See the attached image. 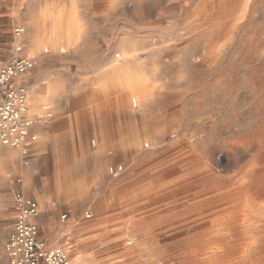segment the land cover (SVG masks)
Instances as JSON below:
<instances>
[{"label": "rangeland", "instance_id": "obj_1", "mask_svg": "<svg viewBox=\"0 0 264 264\" xmlns=\"http://www.w3.org/2000/svg\"><path fill=\"white\" fill-rule=\"evenodd\" d=\"M110 1L112 4L104 7L107 0H0V69L16 56L33 59L34 68L22 79L28 86V94L57 79L66 98L60 100L66 106L64 111L48 106L43 117L36 113L27 115L37 121L34 128L43 121L48 127L45 130L48 134L39 135L34 143L28 142L30 148L27 143L24 148L0 147V198L7 201L6 214L0 216V264H7L5 244L16 215L14 194L21 190L15 184L19 175L15 171L19 170L30 173L29 178L23 176V192L27 196L28 190L39 192L36 198L39 212L52 209L57 223L74 225L71 233L55 224L50 231L42 230V237L39 236L44 243L54 240V248L63 249L71 264L75 253L85 256L86 264H189L192 256L201 261L222 257L235 249L242 233L226 232L213 227V222L220 216L232 215V209L212 215L208 225L187 232V228L204 221L202 218L208 214L209 206L199 202L186 205L188 198L183 197L199 196L205 188L224 186L231 179L246 182L243 195L249 201V226L245 232L258 236L249 260L251 264H264V71L259 69L264 55L243 53L248 42L255 49L264 47V0ZM48 3L68 9L77 7L84 44L81 56L75 57L72 51H36L29 21ZM192 27L196 30L191 33ZM18 28L23 29L20 36L15 34ZM206 32L212 37L210 50L201 40L194 48L182 44L162 58L148 54L159 37L166 36L173 43L176 39L182 41L194 33ZM127 39L136 42L139 63L136 68L158 71L146 83L155 84L170 94L166 101L149 104L147 116L159 118L161 128L165 117L175 120L170 138H160L147 150L156 155L171 146L176 138H182L187 146H193L200 153L198 172L203 174V181L192 179L189 170L163 178L143 176L123 180L134 165L153 155L141 151L114 152L125 149L115 143L123 137L119 128L133 119L120 111L107 110L109 126L100 129V94L92 103L87 99L97 89L94 79ZM17 47L21 50L17 51ZM209 53L214 58L203 63V57ZM179 57L184 61L177 73L173 62ZM189 59L195 66L187 65ZM176 74L182 76L174 79ZM87 107L93 108L82 126L94 153L89 166L92 168L98 163L95 152L100 135L105 134L109 140L107 154L112 161L108 170L111 172L114 166L116 177L102 181L90 176L74 183L67 177L57 179L53 166L56 149L75 147L79 134L69 136L67 132L76 122L73 114ZM27 110H30L28 105ZM60 139L63 143L58 144ZM24 159H28V165ZM178 159L164 158L153 170L171 169ZM77 183L85 185L88 193L79 203H73L66 197L68 189ZM87 214L89 218L85 217ZM86 222H94L96 226L85 228L82 246L72 251L80 238L75 234L76 229ZM207 242L214 243L213 249L204 248ZM246 259L244 255H236L227 264L243 263Z\"/></svg>", "mask_w": 264, "mask_h": 264}, {"label": "bare ground", "instance_id": "obj_2", "mask_svg": "<svg viewBox=\"0 0 264 264\" xmlns=\"http://www.w3.org/2000/svg\"><path fill=\"white\" fill-rule=\"evenodd\" d=\"M111 4V1L107 0V2L104 4V7H109ZM221 15L224 14L221 13ZM29 26L32 29V37L36 51L42 50L43 53L49 51L57 53L72 51L75 57L81 56L84 49V44L81 42L82 28L78 18L76 6L73 5L68 9L67 7L63 6L57 7L52 3L45 4L41 6L37 13L31 17ZM195 30L196 28L194 27L190 29L191 33ZM201 40H204L207 50L212 48V37L209 36V32L204 34L194 33L185 40L177 41L176 39L173 43H169L170 40L166 36L159 37L158 41L155 43V46L148 51V54L150 57L162 58L175 52L176 49L182 44H186L188 48H194L198 46ZM151 42L152 41H149V43ZM122 45L123 47L112 57L110 64L101 70L100 74L94 79V84H97L98 86L96 85V90H94V88L91 91L87 100L89 103H92L93 98L96 97L98 93L100 94V108H98L100 111V129H105L109 126L107 110L112 113L115 111H120L122 114L130 116L133 119L131 123H125L119 128L123 133V137L115 144L117 146L121 144L125 146V149L119 150L115 148L116 150H113L114 152L131 154L141 151L145 155H153L154 151L147 149L156 145L157 141L162 137L164 140L170 138L175 129V120H170L171 117H165L163 128H161V120L157 117L149 118V116L146 114V110L149 108V104L153 103L154 101L162 102L168 100L170 94L163 92L160 90V87L155 84L146 83V79L148 77L156 76L158 74L156 69L144 70L136 68V66L139 65L137 62L138 57L135 48L136 42L127 39L123 41ZM126 48L128 50H126ZM243 53L246 55H264V47L262 49H255L252 43L248 42ZM213 58L214 56L209 53L203 57L202 62L208 63ZM183 61L184 60L179 57L175 62H173L177 73H179L181 69L180 66L182 65ZM187 65L195 66V64L190 59L187 61ZM259 69L264 71V57L260 63ZM181 76V74H176L174 79H179ZM34 88H36V86ZM209 90L210 88L207 89L208 92ZM62 93V84L57 79L50 81L42 89H34L32 93L27 95V105L30 110H27L26 116H31L36 113L37 115L43 117L47 113L45 110L48 106L51 109L54 107L53 109L58 112L64 111L66 106L62 105L60 100L66 98L62 95ZM91 112H93V108L87 107V109L73 114L75 117L74 120H76V122L72 129L67 133L69 136H72V133H77L79 134V137L76 140L77 142L75 147L68 149L64 146L59 147L58 145L59 148L56 149V158L53 162L54 172L57 179H63L64 177H67L70 182L74 183V181L79 178L85 179L89 178L90 176L102 181L116 177L114 175V166L110 169L111 172L108 170V167L111 166L112 161L107 154L110 150L107 147L109 140H107L105 134L100 135V145L97 147L95 152L98 163L95 165V167L93 166L91 168L89 166L91 165L90 160L94 153H92L91 148L88 146V134L86 133V135L84 132H82V126L83 120H86V116H88ZM130 130H133V132H130ZM61 143H63V141L60 139L58 144ZM184 155V158L178 159ZM170 156H175V158L178 159L173 167L171 166V169L153 170V167L158 164L159 161ZM200 160V153L193 146H187L183 139L179 137L174 140V143L171 146L161 149L156 155L145 158L140 163L134 165L128 171V173L124 174L122 178L124 181L143 176H148L151 178H163L164 176L168 177L176 173L181 174L189 170L191 172L188 175H192V179L203 181V174L198 172ZM88 166L91 168L90 170L87 169ZM246 184V182L238 183L236 180L231 179V181L224 186L214 185L210 186L209 188H205L201 191L199 196H197V194H192L191 196L183 197V199L188 198L186 205L193 202H199L200 205L203 204V206H209L208 210H206L208 214L202 218L204 221L198 223L195 226L187 228V232H192L208 225L212 215L221 214L226 210L232 209V215L220 216L219 218L215 219L213 222V227L223 229L229 233H242L235 246V249L228 251L224 256L218 258L216 257L209 261H201L195 256H192L189 264H220L221 261H223V263L226 262L227 264L236 255H244L247 258L243 263L239 264H251L249 257L251 250L258 241V236L251 231L245 232L246 228L249 226V201L243 195ZM68 190L69 191L66 198L73 203H79V200H83L86 193H88L87 187H85V185L82 186L80 183L72 184V187ZM6 204L7 201L0 198V216H5ZM83 226L86 228L91 226L94 227L96 224H94V222H86L83 224ZM84 237L85 234L81 235L80 238L75 241L72 251L82 246ZM213 247V242H207L204 245L206 250H211ZM78 255V253L72 255L73 264H86L85 256L81 255L79 257Z\"/></svg>", "mask_w": 264, "mask_h": 264}, {"label": "built area", "instance_id": "obj_3", "mask_svg": "<svg viewBox=\"0 0 264 264\" xmlns=\"http://www.w3.org/2000/svg\"><path fill=\"white\" fill-rule=\"evenodd\" d=\"M22 33L23 29L15 31L17 36ZM34 66L33 59L16 56L0 69V143L3 146L24 148L26 143L38 140V135L31 131L37 121L26 116L28 86L22 80ZM23 162L29 163L28 159ZM22 183L20 177L15 179V184ZM14 206L13 230L5 244L7 264H71L63 249H48L39 239V229L33 220L38 215L37 201L18 190L14 194Z\"/></svg>", "mask_w": 264, "mask_h": 264}, {"label": "crops", "instance_id": "obj_4", "mask_svg": "<svg viewBox=\"0 0 264 264\" xmlns=\"http://www.w3.org/2000/svg\"><path fill=\"white\" fill-rule=\"evenodd\" d=\"M26 82V81H25ZM34 85V84H33ZM44 123V124H43ZM42 124H40L38 127H33L31 129V131L33 133H36L39 137L40 136H45L46 134L48 133H45V130L48 129L45 121H43ZM31 143V142H29ZM28 144L27 148H30L31 147V144ZM3 147V148H11V147H7V146H3L1 143H0V147ZM15 174H19L18 177H20L23 181L22 185L20 186V189L23 191L24 188H25V184H24V177L26 178H29L30 176V173L29 174H24V172L22 170H19V171H15ZM24 176V177H23ZM27 193L29 194L28 196L34 198L36 200V198L39 196V192L35 189L33 190H28ZM37 201V200H36ZM39 209V208H38ZM34 222L36 223V225L38 226V229H39V234H38V237H42V230L43 231H50L53 227V225L57 224L58 226L61 227V229L64 231V232H67V233H71L72 232V229L74 227V225H72V222H67V223H57L56 219H55V216H54V213L52 211V209H47V211H41L39 212L38 210V215L33 219ZM86 227H84L83 225L82 226H78V228L76 229V233L77 234V238L81 235H83L85 233V229ZM47 243V248L48 249H51V248H54L56 243L54 240H49L47 242H45V244Z\"/></svg>", "mask_w": 264, "mask_h": 264}]
</instances>
